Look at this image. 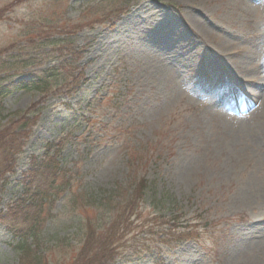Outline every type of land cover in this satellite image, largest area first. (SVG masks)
<instances>
[{"label":"rangeland","instance_id":"1","mask_svg":"<svg viewBox=\"0 0 264 264\" xmlns=\"http://www.w3.org/2000/svg\"><path fill=\"white\" fill-rule=\"evenodd\" d=\"M245 45L253 54L242 63L257 69L258 96L238 119L217 97L249 82L227 63ZM48 67L82 83L68 92L54 72L58 82L48 95L30 89L0 102V125L11 132L19 131L11 126L16 112L38 113L29 137L19 139L23 152L6 175L0 213L19 193L29 154L63 149L78 191L128 186L144 176L157 190L155 198L148 191L142 219L179 213L196 235L176 241L166 235L172 222L144 234V220L113 264H264V0H0V86ZM90 216L100 224L108 218ZM68 217L58 216L63 230ZM65 231L63 237L72 233ZM76 239L57 242L55 261L72 264ZM11 243L0 223V264H17Z\"/></svg>","mask_w":264,"mask_h":264},{"label":"trees","instance_id":"2","mask_svg":"<svg viewBox=\"0 0 264 264\" xmlns=\"http://www.w3.org/2000/svg\"><path fill=\"white\" fill-rule=\"evenodd\" d=\"M54 72L58 73L61 83L67 85L65 87L68 92H74L82 83L79 76H70L62 67L38 69L29 80L1 85L0 102L17 91L30 89H38L48 95L55 90L58 82L53 83ZM79 75L82 76L81 73ZM66 104L70 103L67 101ZM37 114L29 109L16 112L19 119L11 126L17 127L19 131H15L18 132H11L10 128L0 125V192L6 184L5 181L8 182L6 175L16 170L17 155L23 152L24 143L19 139L29 137L30 126L34 124ZM20 120L23 123L17 126ZM61 150L53 151L49 147L44 149V155L39 156L35 151L29 154V166L17 183L19 193L10 202L7 210L0 213V223L11 235V246L19 252L17 264H60L58 258L55 261V255L51 251H55L58 241H72L77 235L80 236L76 239L80 250L74 256L71 255L72 264H113L119 251L127 244L126 238L133 231L144 227L147 222V230H142L144 234L153 235L157 225H160L163 232L167 228L164 225L172 222V227L165 229L169 232L166 235L173 238L178 236V241L183 237L196 238L191 231L190 222L178 221L181 215L179 213H172L171 217H164L161 212L154 213L152 217L144 219V223L142 208L145 200L149 199L148 191L151 190L155 198L157 190L155 184L144 176L136 177L138 180H132L128 186L117 184L112 189H103L100 192L85 189L78 191L76 182L80 179L72 167L63 163ZM133 167L130 170L132 173L139 172ZM165 199L166 195H162L155 205L162 208ZM59 201L62 206L57 210ZM171 205L170 203L169 207ZM98 211L99 215L107 214V221L100 224L101 218H89L90 213L93 216ZM59 215L71 216L70 221L69 217L66 218L69 224L65 228L71 229L72 233H67L64 237L61 234L66 229L63 230L57 221ZM176 215L179 216L176 218ZM159 216L164 218L155 221ZM51 226H54V230ZM47 232L50 234L46 235ZM45 236H53L54 242L51 245L44 244Z\"/></svg>","mask_w":264,"mask_h":264},{"label":"bare ground","instance_id":"3","mask_svg":"<svg viewBox=\"0 0 264 264\" xmlns=\"http://www.w3.org/2000/svg\"><path fill=\"white\" fill-rule=\"evenodd\" d=\"M246 37H247L246 39H248V36H246ZM222 43L224 44V42H222ZM228 52L229 51H227V53ZM252 52H253L252 47H250V46H246V45L245 46H239V47L235 48L230 55H228L227 63L229 62V66H231L233 68V70H232L233 73L236 72L240 77H243L247 80L257 81V80H259V77H256L257 69H254L253 67L251 68L250 66H247L244 63H242L244 61L245 57L250 58L249 56L251 54H253ZM233 55H235V58H233ZM221 76H222L221 79L225 80L226 75H224L222 73ZM262 78H263V76H262ZM229 82H231V84H234L236 82V80H234V79L232 81L229 80ZM262 82H263V80H262ZM243 84L245 86V89L247 91H249L251 96H255V97L258 96V93H257L258 91H256V89L254 90V89L249 88V86L252 87L251 82H244ZM234 86L235 85H233L232 87H234ZM259 96H260V94H259ZM222 97L226 98V96H222Z\"/></svg>","mask_w":264,"mask_h":264}]
</instances>
